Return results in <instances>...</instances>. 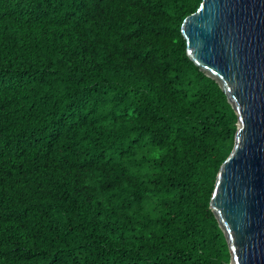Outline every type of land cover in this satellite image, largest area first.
Instances as JSON below:
<instances>
[{"label":"trees","instance_id":"trees-1","mask_svg":"<svg viewBox=\"0 0 264 264\" xmlns=\"http://www.w3.org/2000/svg\"><path fill=\"white\" fill-rule=\"evenodd\" d=\"M202 1L0 0V264H230L238 119L181 33Z\"/></svg>","mask_w":264,"mask_h":264},{"label":"water","instance_id":"water-1","mask_svg":"<svg viewBox=\"0 0 264 264\" xmlns=\"http://www.w3.org/2000/svg\"><path fill=\"white\" fill-rule=\"evenodd\" d=\"M181 33L188 58L220 87L238 119L210 209L230 264H264V0H203Z\"/></svg>","mask_w":264,"mask_h":264}]
</instances>
